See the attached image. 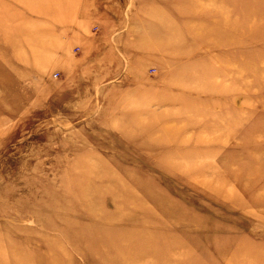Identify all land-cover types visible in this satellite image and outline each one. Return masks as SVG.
Here are the masks:
<instances>
[{"label": "rangeland", "instance_id": "374dc122", "mask_svg": "<svg viewBox=\"0 0 264 264\" xmlns=\"http://www.w3.org/2000/svg\"><path fill=\"white\" fill-rule=\"evenodd\" d=\"M77 3L0 0V264H264V0Z\"/></svg>", "mask_w": 264, "mask_h": 264}, {"label": "crops", "instance_id": "0c3cea01", "mask_svg": "<svg viewBox=\"0 0 264 264\" xmlns=\"http://www.w3.org/2000/svg\"><path fill=\"white\" fill-rule=\"evenodd\" d=\"M130 1L131 0H78V6L76 5L73 11L72 21L70 24L67 23L64 25V29L67 30L69 36H74L76 27L83 26L79 24L80 21L88 22L89 25L98 26L99 36L89 38L91 39L90 43L96 47L98 46L96 50L101 53L102 51L100 52V49L103 46L110 44L111 41L117 42L120 31H123V36L126 37L129 36L126 31L131 33L132 30L135 29L131 21L133 18L131 15H127L124 7V5L128 4V2L130 3ZM69 36L67 37L70 38ZM89 38L87 41H89ZM68 42H70L69 39L67 43ZM115 45L113 46L114 48ZM52 51L51 54H54L57 49H53ZM131 59H134V57H131Z\"/></svg>", "mask_w": 264, "mask_h": 264}, {"label": "bare ground", "instance_id": "6f19581e", "mask_svg": "<svg viewBox=\"0 0 264 264\" xmlns=\"http://www.w3.org/2000/svg\"><path fill=\"white\" fill-rule=\"evenodd\" d=\"M52 212V211H51Z\"/></svg>", "mask_w": 264, "mask_h": 264}]
</instances>
